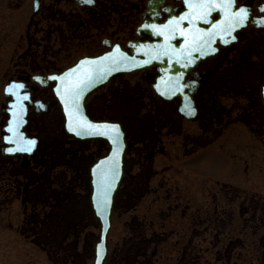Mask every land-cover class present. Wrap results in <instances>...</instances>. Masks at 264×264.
Listing matches in <instances>:
<instances>
[{
    "label": "flooded vegetation",
    "instance_id": "1",
    "mask_svg": "<svg viewBox=\"0 0 264 264\" xmlns=\"http://www.w3.org/2000/svg\"><path fill=\"white\" fill-rule=\"evenodd\" d=\"M239 7L249 9V19L244 27L232 33L236 39L224 34L212 45L216 48L214 53L201 57L194 51L192 59L186 62L189 66L185 67L187 71L181 82L184 87L180 91L190 95V103L196 110L193 119L181 114L184 102L181 95L166 100L155 91V85L168 66L167 60L131 74L112 77L88 97L86 107L94 120L118 122L124 127L128 147L122 188L129 180L128 196L142 202L152 193L151 181L159 175L153 168L154 162L157 156L168 157L165 144L168 139H179L181 150L176 152L183 155L174 156L179 165L190 162L199 152L234 133L248 132L264 146V24L257 23L264 19V12H261L264 0H236L233 11ZM188 11L184 0H94L92 5L76 0H0V78L3 85L2 89L0 86V179L4 198L9 202L21 200L26 212L30 211L24 216L20 232L24 228L32 231L38 207L46 208L52 203L50 215L60 207L53 205L58 164L66 163L70 168L65 169L71 171L72 185L82 183L85 194L80 197L84 199L86 214L89 168L107 150L103 141L78 142L69 137L64 130L62 108L53 93L55 84L42 87L34 78L60 74L78 60L98 57L113 46L133 54V46L162 44V34L157 35L145 25L163 26ZM212 16L222 18L217 11ZM184 26L188 27L187 20ZM199 27L209 25L200 22ZM224 38L230 42L225 44ZM171 42L176 46L173 56L187 58L179 51L184 38L177 34ZM15 57L18 61L10 69L13 75L8 80L7 60ZM11 82L23 84L22 93L30 95V102H41L48 110L37 112L36 107L29 106L25 131L39 140V146L27 162L24 157L3 154L4 130L9 119L6 110L12 100L5 90ZM253 122L258 129L249 125ZM238 126L244 130L233 132ZM145 173L147 178L143 176ZM86 242L82 249L90 254L93 245L87 247ZM246 246L243 242L230 243L228 252L236 248L246 250ZM262 259L264 262V257Z\"/></svg>",
    "mask_w": 264,
    "mask_h": 264
},
{
    "label": "rangeland",
    "instance_id": "2",
    "mask_svg": "<svg viewBox=\"0 0 264 264\" xmlns=\"http://www.w3.org/2000/svg\"><path fill=\"white\" fill-rule=\"evenodd\" d=\"M17 61V57L7 60L8 80L13 75L10 69ZM0 86L2 89L1 78ZM109 115L114 117V114ZM249 125L258 129L255 122ZM242 130L244 128L238 126L233 132ZM165 144L169 155L156 157L153 168L159 175L151 181L152 193L142 200L134 213H130L145 219L150 225L148 236L155 233L160 240L164 238L163 244L157 248L154 263L157 260L156 264H264V248L260 247L264 245V146L248 132L234 133L199 152L190 162L179 165L174 161L175 155H183L176 152L181 150L179 139H168ZM57 166L55 173L60 175L58 179L72 181L67 164ZM170 168L172 171H169ZM143 176L147 178L148 174ZM76 184V196L70 195L64 207L75 209L74 223L80 222L81 228L89 226L85 231V235L90 234L86 244L87 247L88 244L93 245L95 251L99 231L89 216L83 222L86 214L82 203L84 199L80 196L85 192L82 183ZM66 186H69L68 182ZM71 187L72 184L69 189ZM66 192L64 188L62 193ZM89 192L90 188L86 193L88 199ZM4 195L0 179V264H60V255L66 247L64 234L58 233L55 240L49 241L44 232L51 230L38 228L37 245L36 235L33 234H36L37 228L33 231L24 228L20 232L29 209L26 212L21 200L9 202ZM128 221L129 214L125 217L114 215L109 237L110 252L130 236L125 227ZM238 242L247 245L246 250L236 248L234 252H228L229 244ZM40 245L50 250L54 248L52 252L57 257L52 259ZM81 247L82 244L79 252ZM78 262L76 264L93 263L86 259Z\"/></svg>",
    "mask_w": 264,
    "mask_h": 264
},
{
    "label": "snow or ice",
    "instance_id": "3",
    "mask_svg": "<svg viewBox=\"0 0 264 264\" xmlns=\"http://www.w3.org/2000/svg\"><path fill=\"white\" fill-rule=\"evenodd\" d=\"M94 0H85V3H93ZM187 4L189 11L185 12L179 17H173L163 26L159 25H145L146 28L151 27L156 31L157 35L165 34L161 29L166 30L165 41L166 44L163 48L164 54L168 55L169 51L173 54L176 52V46L171 44V40L175 39L177 34L184 38L183 47L179 50L181 55L191 60L192 53L199 52L201 56L212 54L216 51V48L212 47L217 38L222 37L224 34L231 36L234 40L236 37L232 33L240 27H244L249 19V9L246 7L236 8V0H184ZM217 11L222 14V18H214L212 13ZM264 12V8L261 9ZM187 20L188 27L184 26V21ZM203 22L205 25H209L207 28L199 27V23ZM257 23L264 24V19L257 21ZM225 44L230 41L226 38L223 39ZM209 49L210 51H205ZM158 54V53H157ZM127 55L120 51L119 46H116L115 53H108L105 56H101L93 60H82L77 67L69 69L61 76L50 77L52 80H59L60 87L56 88L58 94L61 95V99L65 102V108L69 115L68 130L73 132L76 136H95V135H107L116 145V150L113 155L118 156L121 145L122 133L120 131V125L111 123H93L84 117L80 111L79 100L84 94V89L94 83L96 79H103V76L110 73L114 67L126 62ZM107 62V63H105ZM149 60H145L144 63H149ZM133 63L135 61L133 60ZM84 65H89L90 68L86 70V74L81 78L79 73L83 69ZM187 64H185V67ZM37 79H40L37 77ZM173 84L172 91L181 90L184 85L180 83V77L176 80L169 81ZM22 84H13L8 88L9 92H12L13 88H23ZM20 99V97H18ZM23 99H28L24 96ZM187 111L188 115L194 114V108L191 103H186L182 111ZM18 128L19 125L17 124ZM9 132H14L13 127H9ZM16 148H9V152L33 151L36 140L27 139L24 140L22 135L20 139L15 141ZM118 175V162L111 168L106 169L103 178L104 186L97 199V211L102 212L105 210L109 203V193L112 189L115 177ZM111 178V179H110ZM103 247V245H101Z\"/></svg>",
    "mask_w": 264,
    "mask_h": 264
},
{
    "label": "water",
    "instance_id": "4",
    "mask_svg": "<svg viewBox=\"0 0 264 264\" xmlns=\"http://www.w3.org/2000/svg\"><path fill=\"white\" fill-rule=\"evenodd\" d=\"M79 3L85 2V0H76ZM93 3L88 5H92ZM162 32L166 33V30L161 29ZM165 34H162L164 42L162 44H140L137 46H133V54H129L126 51L122 50L120 47V51L125 53L128 57L127 61L124 63H121L120 65L114 67V69L103 76V79H96L92 85L84 89V94L79 100L80 113L86 117L89 121L93 123L103 124V123H111V124H118L120 125V131L122 133V139H121V149L118 156H114L113 153L116 150V145L113 144L112 140L107 135H95V136H76L73 132H70L68 130V123H69V115L65 108V102L61 99V95L57 93L56 88L60 87V81L59 80H52L50 77L53 76H61L63 73L67 72L69 69L77 67L82 60H93L95 61L96 58L105 56L108 53H115L116 46L112 47L109 52H106L103 55H100L98 57H86L80 59L74 66L71 68L65 70L64 72L60 74H52L48 75L46 77H39L40 79H37V77L34 78V82H36L39 86L47 87L50 84H55L53 87L54 95L57 99V102L61 105L63 115H64V128L68 136L72 137L74 140L79 142H86V141H104L108 144V151L105 155L100 156L96 159V161L91 165L89 174H90V188H91V195H90V203L91 208L93 210V214L95 218L97 219L99 223V237L98 242L96 244L95 248V257L93 264H106L108 257H109V236L112 231L113 226V215H114V208H115V202L117 195L122 187L125 174H126V151H127V143H126V132L123 128V126L120 123H114V122H107V121H95L88 113L87 107H86V101L87 98L94 93L96 90L104 86L112 77H115L120 74L125 73H132L135 71L143 70L151 65L153 63H159L162 64L165 60L168 61V66L166 69H164L163 77L159 80L157 85H155V90L158 93L160 97H163L166 100H172L174 97L181 95L184 99L183 105L181 107V114L186 116L188 119H193L196 115V110L194 109L193 115H188L187 111H182L184 109L185 104L190 102V95H183L182 91L177 90L175 92L172 91L173 84L169 81H175L177 77H180V83L184 79V76L186 74L187 69H185V64L189 63V59L185 57H175L173 56V53L169 51L168 55L164 54L163 48L166 44L165 41ZM161 36V37H162ZM172 44V42H171ZM111 47V46H110ZM139 52V53H136ZM158 53V54H157ZM142 54V55H138ZM164 54V56H163ZM176 54V53H175ZM201 57H204L201 56ZM200 59V58H198ZM133 60L135 63H133ZM145 60H149V63H144ZM194 63H196L198 60H192ZM187 62V63H186ZM107 63V62H105ZM193 63V64H194ZM189 66V64H187ZM90 68L89 65H84L83 69L79 73L81 78L86 74V70ZM13 84H20L17 82L10 83L5 90V93L7 97H11L12 101L8 104V108L6 110V114L9 116L7 127L5 128L6 136L4 139V142L6 144V147L3 151V154L7 157H16L21 156L24 157V162L28 161V157L33 156L35 153L39 141L37 138H33L27 134L25 131V128L27 126V116H28V110L29 106L27 103H29L31 106L36 107V111L40 112L43 110L44 112H48V110L45 108V106L41 102L32 103L30 102V95L29 94H23L22 91L25 89V86L23 88H13L12 92L8 91V88L10 85ZM23 85V84H22ZM262 95L264 99V87L262 89ZM24 96H27L28 99H23ZM20 97V99H18ZM192 107L194 108L193 104L191 103ZM19 125L17 128L16 125ZM9 127H13L15 129L14 132H9ZM20 135H22L24 140L27 139H35L36 145L31 152H23V151H13L9 152V148H16L17 144L15 141L20 139ZM118 162V175L115 177L114 183L112 184V189L109 193V203L105 210L102 212L97 211V199L98 196L104 186V178L103 174L106 169L111 168L114 164ZM111 179V178H110ZM103 245V247H101Z\"/></svg>",
    "mask_w": 264,
    "mask_h": 264
},
{
    "label": "trees",
    "instance_id": "5",
    "mask_svg": "<svg viewBox=\"0 0 264 264\" xmlns=\"http://www.w3.org/2000/svg\"><path fill=\"white\" fill-rule=\"evenodd\" d=\"M60 175H56L55 180H57V184L55 183V196L56 200H54L53 205H59L57 207L55 213L50 215L52 211V206L49 203L46 208L38 207L35 219H33L34 224L32 231L37 228L36 234V242H39V230L38 228H43L45 231L48 230L50 232L47 233L46 239L49 241L55 240L57 238L56 234H64V243L66 244L65 252H62L60 255L62 259L60 260V264H76L78 259H86V261H91L94 257V253L88 254L85 258L83 255L86 253L85 250L81 247V252H79V246L84 245L86 242V238L90 235L89 233L85 235V231L88 225L85 226V229L80 230V222L74 223L75 218V209L69 210L64 207L66 199H70V195L76 196L74 185L69 189L72 184V181H65L64 179H58ZM60 180V181H59ZM66 182L69 183V186H66ZM130 181H126L123 185L121 192L117 196L116 205H115V215L125 217L129 214V221L125 224V227L128 229L129 237L123 240L121 243L117 244L114 250L110 253L107 264H156L154 263V259L156 257L157 248L164 242L157 237V234L154 233L148 236V229L150 225H148L145 219H140L138 216L130 213H134L137 210V207L141 204V200L134 199L127 195V190L129 189ZM64 188L67 189L66 193H62ZM87 192L89 191L88 182L86 185ZM65 196V198L63 197ZM61 201L60 203H58ZM58 203V204H57ZM87 213L83 218V222L88 218L93 220L96 225L97 222L93 216V213L90 208V201L87 198L86 201ZM60 215V216H57ZM69 225V227H66ZM98 226H95L97 228ZM84 234V236H83ZM83 237L85 242H83ZM159 236V235H158ZM162 241V242H160ZM35 242V243H36ZM82 242V243H81ZM63 243V244H64ZM39 245V244H38ZM79 245V246H78ZM43 251H46L52 259H54V251L51 250L44 245H40ZM153 247V249H152ZM94 252V251H93ZM59 258V256H58Z\"/></svg>",
    "mask_w": 264,
    "mask_h": 264
}]
</instances>
